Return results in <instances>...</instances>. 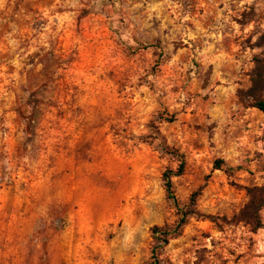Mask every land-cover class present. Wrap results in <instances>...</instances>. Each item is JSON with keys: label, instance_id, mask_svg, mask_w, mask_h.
Here are the masks:
<instances>
[{"label": "rangeland", "instance_id": "rangeland-1", "mask_svg": "<svg viewBox=\"0 0 264 264\" xmlns=\"http://www.w3.org/2000/svg\"><path fill=\"white\" fill-rule=\"evenodd\" d=\"M261 64L264 0H0V264H264Z\"/></svg>", "mask_w": 264, "mask_h": 264}, {"label": "trees", "instance_id": "trees-1", "mask_svg": "<svg viewBox=\"0 0 264 264\" xmlns=\"http://www.w3.org/2000/svg\"><path fill=\"white\" fill-rule=\"evenodd\" d=\"M260 63V62H258ZM247 96L250 98V106L255 107L264 113V65H258L257 70L254 72L251 78V86L247 91ZM167 151H173L172 153L177 156L179 166L176 171L170 170L165 173V186L166 191L170 197L174 198L172 175L179 176L185 171V157L184 154L178 150H172L166 147ZM216 165L221 169L223 165L222 160H217ZM249 199L247 203L241 208L238 213V220L249 224L254 232L258 231L264 226L262 220V211L264 210V187L254 186L247 189ZM201 194V189L192 194L193 201ZM181 224H185L186 216L183 215L180 220ZM156 231H160L159 227L154 228ZM165 243L168 240H164Z\"/></svg>", "mask_w": 264, "mask_h": 264}]
</instances>
